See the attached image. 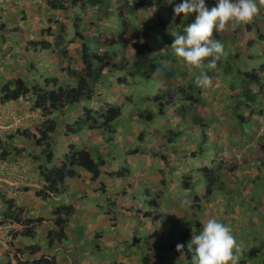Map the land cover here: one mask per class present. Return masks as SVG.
<instances>
[{
  "label": "rangeland",
  "instance_id": "1",
  "mask_svg": "<svg viewBox=\"0 0 264 264\" xmlns=\"http://www.w3.org/2000/svg\"><path fill=\"white\" fill-rule=\"evenodd\" d=\"M12 1L14 3L0 0V84L2 85L16 78H23L29 81L32 87L36 82L42 84L49 76L56 77L57 81L62 83L69 82L66 74L60 72L56 53L63 48V45L56 43L57 26L51 23L53 19L66 22L68 29L66 41H70L73 37L72 24L75 15L85 19L80 29L84 35L88 33L90 25H93L92 33L95 36L97 28L106 27L107 30L102 33V37L106 38H109L115 29L110 24L113 23L116 14L114 6L111 7L113 15L108 19H99V16L92 14L90 9L69 13L50 12L46 4H42L43 0H31L35 3L29 0ZM211 1L207 2L217 6V0ZM35 6L38 8V14L33 10ZM137 15L139 23H143V20L148 18L146 13ZM165 20L171 21L172 16H165ZM48 28H51L52 33L47 32ZM135 36H138L136 32ZM232 36L233 34L227 33L228 43L230 40L234 41L231 39ZM32 41H45L46 44L51 45V48L43 50L37 45L34 49L28 45ZM65 47L68 56L74 59L72 62L74 67H81L76 54L79 46L68 42ZM257 47L258 43L252 47L253 53ZM231 49L233 53V47ZM162 51L165 53L167 49L164 47ZM171 51L175 58L171 56L170 58L180 62L181 58L176 57L174 50ZM263 60L264 58L261 57L254 58L249 66L258 68ZM172 64L166 63L165 67L172 68ZM177 66L175 65L176 68ZM191 71L186 67L181 73L175 74L173 82L168 84L176 87L186 83L192 76ZM182 73H185V77ZM121 75L118 71H114L112 75H108L107 71L103 72L100 81L91 85L94 91L92 100L68 110L72 118H78L85 106L92 110L106 103L122 106L121 116L112 124L117 135H114L112 143H108L109 158L105 156L107 164L101 169L102 173L98 179L91 181L88 174L80 172L78 178L66 180V193L43 200L36 196V192L43 186L36 167L29 160H23V148L31 150V144L27 139L16 136L11 145L20 150L21 154L15 156L10 163L0 162L1 194H6V198L15 199L16 205L24 206L27 209L25 215L29 213L33 218L44 219L38 230L41 245L46 231L54 229L51 223L53 208L61 203H67L75 211L69 228H66L69 237L62 242L63 244L59 243L52 249H42L40 254L55 253L56 264H106V257L94 258L91 255V251L95 254L98 250L102 255L106 252V256L111 255L107 257V263L110 264H118V256L124 258L123 264H142L141 258L145 256L149 259V264H190L191 254L187 251V245L192 235H198L202 231L206 217L213 216L232 229V235L240 248L238 264L252 249L259 251L249 261L246 259L247 262L244 264H264V148H260V145L257 147V141L264 134V115L250 116L249 111L241 109L240 113L244 114L243 117L258 128L250 130L248 122L237 123L239 119L231 108L235 92L216 76L212 78L214 87L211 89L201 87L204 105L197 109L201 117L199 125L192 127L190 123L184 124L174 115V109L170 108L165 119L162 120L157 116L153 124L146 127L145 132V125L140 126L135 113L143 108L149 111L153 109V104L147 99L162 93L160 89L162 82L143 75L136 78L133 84L129 79L121 82L124 84H117L116 79ZM163 75L167 77L164 71L159 77ZM29 100L30 97L27 96L15 102L0 103L2 141L11 137L16 130L28 131L41 124V114L31 110ZM257 105L264 110V102ZM59 120L64 124L67 118H59ZM188 127L193 130H188ZM178 129L183 131V136L169 143L167 133ZM241 129H244L242 135L237 132ZM140 132L144 135L138 136ZM201 134H204L203 141L198 138ZM70 143L87 146L86 148L95 158V152L101 144V135L97 131H83L80 135L68 136L61 133L54 149L60 154ZM134 149H137V152L132 154ZM158 157L167 159L162 168L158 166ZM213 163L222 164V190L225 189L224 191L229 194V198L225 196V202L222 203L219 211L216 203L214 205L213 202L206 201L208 199L205 197L206 181L199 171L201 166L210 168ZM123 169L128 170L126 176L122 179L114 178V175ZM254 173L260 176H255ZM230 175L234 179H231ZM229 180L236 187L237 191H234V194L230 193L232 190L230 186H224L229 184ZM254 189L261 191L257 195L258 198L253 193ZM158 193L161 197L157 199L159 206L155 210L147 205ZM213 193L216 196L218 191H213L211 195ZM234 196L239 197V201H234L232 204ZM249 197L254 209L247 204ZM113 202L115 207L111 209L117 216L115 222L105 210L109 206L107 204ZM214 202L219 203V199H214ZM227 202L230 206L236 205L237 212H241L239 213L241 218H237L239 220H230L232 226L227 223L232 215L225 213L232 212L233 209L227 207L222 209ZM244 202L250 205L246 207L247 209H242ZM1 208L0 204V210ZM149 211H156L152 215V218L156 216L155 222L151 217L142 219L143 214ZM140 224L143 225V231L139 228ZM11 228L2 222L0 215L1 264L6 263V256L12 255L16 248L27 245L20 236L12 239L8 245L7 234ZM147 230L152 231L150 235L146 233ZM92 243L101 247L97 250L96 247H92ZM177 244L185 245L184 258H181V253L177 252ZM106 248H109L108 251ZM125 255H128V260L125 259Z\"/></svg>",
  "mask_w": 264,
  "mask_h": 264
},
{
  "label": "trees",
  "instance_id": "2",
  "mask_svg": "<svg viewBox=\"0 0 264 264\" xmlns=\"http://www.w3.org/2000/svg\"><path fill=\"white\" fill-rule=\"evenodd\" d=\"M181 2L182 0L45 1L50 11L69 13L90 9L92 14L95 13L99 16V19H108L113 15L111 7L114 6L116 14L113 18V23H110L115 29L109 38L102 37V33L107 30L106 27L97 28L96 36L92 33L93 25H90L86 35L81 33V24L85 19L75 15L72 24L73 37L70 41H66L65 36L68 30L66 22L55 21L54 19L51 21L57 26V31H55L57 35L56 43L63 45V48L56 53L60 72L66 74L69 82L62 83L57 81L56 77L49 76L44 79L42 84L36 82L32 87H30L31 83L23 78H16L3 85L0 84L1 104L11 101L15 102L19 98L29 96L31 110L38 111L41 114L42 122L38 126L32 127L28 131L19 132V130H16L11 137L7 138V141H2L0 138V161L2 162L13 161L15 156L21 154L20 150L15 149L11 145L12 140L16 136L27 139L31 144V150L28 151L26 156L32 160L38 177L43 182L42 189L36 192L38 198L46 200L66 193V180L78 178L81 174L80 172L88 174L91 181H95L100 177L101 169L106 167V159L109 158L108 143H112L114 135H117V131L112 124L121 116L122 106L106 103L94 110L85 106L82 108L81 115L78 118H72L68 113L69 108H75L80 103L92 100L94 91L91 85L97 84L105 71H107L108 75L114 74V71L122 74L116 79L117 84H124L121 82L125 79H129L133 84L136 78L143 75L153 77L162 82V86H160L162 93H157L150 97L151 99H147L148 102L151 101L153 104V109L149 111L143 108L137 112L135 111L140 126L145 125V132L149 125L153 124L157 116L162 120L165 119L170 108L174 109V115L180 118L184 124L199 125L201 117L197 113V109L203 106L204 102L201 97V87L196 85L195 77L200 70L193 69L191 71L192 76L184 84L176 87L173 84H168L173 82L175 74L181 73L183 69H186V65L181 61L170 58V56L175 58L171 49L162 53V48L171 47L174 33L184 34V28L195 21V13L190 14L188 17H184L183 14L173 17V8ZM208 8L211 10L213 6ZM139 13L148 15L147 20L144 19L143 23H139L137 15ZM165 16H172V20L166 21ZM245 28H247L245 31H249L251 27L245 25ZM47 32L52 33L51 28H48ZM135 32L138 36H135ZM261 37L264 38V35H261ZM143 38L146 40L144 41ZM213 39L223 44L226 56H222L220 61L217 62L215 69L206 71L211 78L214 76L220 77V80L231 91L235 92L232 97L231 108L234 115L239 119L238 123L248 122V119L244 118L240 113L243 108L247 109L250 115H263L264 110L257 104L264 102V63H261L255 69L250 66L248 68L245 64L252 58V55L248 54L245 56L241 52L243 46H245V49H252L253 42L246 41V44L235 38L237 45L230 46L224 36L217 31H214ZM68 42L79 46L76 54L79 57L81 67L75 68L72 63L74 59L68 56V51L65 47ZM28 45H31L34 49H36L37 45H40L43 50L51 48V45L46 44L45 41H32ZM231 47H233V53L231 52ZM66 61L67 65H65ZM166 63H173L172 68H166ZM175 65H178V68ZM163 71L167 77H164L165 75L159 77L163 74ZM182 74L185 77V73ZM57 115L58 117H55ZM59 118H67V120L62 124ZM188 130H192L191 127H188ZM83 131H97L101 135V144L97 152H95V158L86 148L87 146H76L72 143L62 153L57 154L54 147L57 146L56 140L61 133L64 136L70 134L80 135ZM140 135L143 136L144 133L140 132L138 136ZM167 135H169L168 142L173 143L176 138L183 136V131L178 129L168 132ZM23 150V152H26L24 148ZM136 152L137 149L132 150V154ZM166 162L167 159L158 157V166L160 168ZM221 169V163H213L210 168L206 166L200 167L199 171L206 181V198L213 191L222 188L221 178L223 175L221 174ZM127 173L128 170L123 169L116 173L114 178L120 177L122 179ZM160 197L161 194H158L155 199L149 202L155 210L159 206L157 199H160ZM195 200L197 203L199 202L197 197H195ZM0 201L4 203L0 212L2 222L22 226L21 231H17L12 239L20 236L28 242L27 245L16 248L12 255L8 254L6 256L7 264L12 262L15 264H56L54 255L50 256L46 253L40 255V252L44 248L48 250L54 248L67 238L65 229L75 213L73 207L67 203H61L53 208L51 223L54 229L46 232L44 242L41 245L39 243L38 230L42 226L44 219L33 218L29 213L25 215L27 209L15 205L14 199H6L4 195H1ZM110 204H107L109 206L105 210L115 222L117 216L111 209L115 207V202ZM153 213H156V211L146 212L143 214L144 219L152 218ZM152 219L153 222L157 220L156 216ZM258 251V249H252L249 254H245L244 259L240 260V264L247 262L245 260H249ZM242 256H244V253Z\"/></svg>",
  "mask_w": 264,
  "mask_h": 264
},
{
  "label": "clouds",
  "instance_id": "3",
  "mask_svg": "<svg viewBox=\"0 0 264 264\" xmlns=\"http://www.w3.org/2000/svg\"><path fill=\"white\" fill-rule=\"evenodd\" d=\"M207 1L212 2L211 0H205V1L182 0L181 3L177 4L173 8V12L175 16H180L181 14H183L184 17H188L192 13H195L196 16H195V21L184 28V34H179V33L173 34L174 40L173 43L171 44V47L170 48L165 47V48L167 49V51L168 49L174 50V54L176 55V57L181 58V62L184 63L186 67H188L189 71L193 69L200 70L199 74L195 77V83L198 87H202L204 89H211L212 87H214L213 80L207 74L206 70L215 69L217 66V62L220 61L222 56H226V53L224 52L223 44L220 41L213 39L214 31H217L219 34L224 35V38L226 39L227 31L225 30L227 29V27L240 25L241 29L235 28L231 39L234 40L235 38H237L238 40L246 44H247L246 41H252L253 46L256 45V43H260L258 44V47L256 48L254 53L252 52L251 49H245V46L242 47L241 52H243L245 56L248 54L252 55V58L248 62H250L254 58L263 57L262 55L264 54V47H263L264 38L261 37L262 35L260 34L261 32L258 30V28H255L254 29L256 31L255 39H253L252 38L253 36L251 37L253 32L249 34L250 33L249 31H251V29L255 26L254 23L251 22L254 20L255 16L259 14L260 12L259 5H264V0H259V3H257V0H217V6L208 3ZM209 6H213V8L209 10L208 8ZM245 25L251 27L249 28V31H245L247 30V28H245ZM229 44L230 46L237 45L235 43V40L234 41L230 40ZM243 109L247 110L245 108ZM252 115L262 116L258 114H252ZM236 122L238 123L239 121L237 120ZM250 124L251 123L248 121L247 124L248 127L250 126ZM2 134L4 135L5 132H3ZM28 151L29 150H26L27 153ZM26 152H24L23 160L24 161L29 160L30 162H32V160H30L26 156L27 155ZM5 163H10V161L9 162L5 161ZM259 191L260 190L256 191L258 192L257 194L261 192ZM1 195L5 196L6 194H1L0 192V196ZM6 199H13V198H6ZM0 204L2 206L4 205V203H2L1 201ZM14 204H15V199H14ZM147 206H151V205L149 204ZM142 219H144V217H142ZM4 224H7L12 227L7 234V238H9L8 245H10L13 235H15L17 231H21L22 226L11 224L8 222H4ZM67 228H69V225ZM48 230H52V229H48ZM65 233H66V229H65ZM66 235L68 238L69 235L67 233ZM62 246L63 245H61V247ZM92 247L93 248L96 247L98 250V248H100L101 245L92 243ZM184 247L185 245L183 244L176 245V250L177 252L181 253V258H184L185 255L183 252ZM108 249L109 248H106V251H108ZM239 250L240 248L237 243V240L232 235V229L229 226L222 224L215 218L207 219L203 225L202 231L198 235L195 236L192 235V238L187 245V251L188 253L191 254L190 264H238ZM106 253L105 255H102L98 250L95 254H92L91 251V255L94 258L95 256H98L100 258L106 257L105 263L110 264L107 263V257L111 255L106 256ZM54 254L55 253L51 255ZM127 256L128 255H125V257ZM143 258H145L146 260L145 259L143 260ZM143 258H141L142 264L144 263L149 264V259L146 256ZM123 259L122 257L118 256L117 259L118 264H123ZM1 263L2 262L0 261V264ZM5 264H7V258ZM11 264H15V263L12 262Z\"/></svg>",
  "mask_w": 264,
  "mask_h": 264
},
{
  "label": "crops",
  "instance_id": "4",
  "mask_svg": "<svg viewBox=\"0 0 264 264\" xmlns=\"http://www.w3.org/2000/svg\"><path fill=\"white\" fill-rule=\"evenodd\" d=\"M9 1H11V2H13L14 3V1H12V0H9ZM30 2H32V3H35L34 1H31V0H29ZM40 1V0H39ZM11 2H8V3H11ZM5 3H6V1H5ZM257 3H259V0H257ZM42 4L43 5H45V0H43V2H42ZM259 7H260V12H259V14L258 15H256L255 16V18H254V20L251 22V23H254V27L251 29V31H249L248 33L249 34H251V32H253V34L251 35V37L253 38V39H255V28H258V30L261 32L260 34H262V35H264V5H259ZM33 10H34V12L35 13H37L38 14V8H37V6H35V7H33ZM50 11V10H49ZM51 12V11H50ZM52 12H54V11H52ZM253 25V24H252ZM241 29V27H240V25L238 26V25H236V26H229V27H227V29L225 30V31H227V33H229V34H233L234 33V29ZM231 29V30H230ZM224 31V32H225ZM229 31V32H228ZM224 32H222V33H224ZM225 34V33H224ZM258 44H260V43H258ZM263 47H264V45H263ZM263 57H261V58H264V54L262 55ZM261 63H264V60H263V62H261ZM260 63V64H261ZM245 66L246 67H248V68H250L249 67V64H245ZM232 113V112H231ZM235 121V120H234ZM193 127V126H192ZM234 128V127H233ZM250 130H252V129H257L258 128V126L257 125H255L254 123H251L250 124V126L248 127ZM204 129V128H203ZM235 129V128H234ZM193 130V129H192ZM236 130V129H235ZM243 130L244 129H242V130H239V131H237L238 133H240V135H242V133H243ZM202 135H204V134H201L200 135V137H198L200 140L201 139H203L204 140V138L202 137ZM197 139V138H196ZM202 140V141H203ZM258 145H260L259 147L260 148H264V134L259 138V140L257 141V147H258ZM257 152V151H256ZM28 161V160H27ZM30 162V161H29ZM194 171H196L197 169H193ZM255 174V173H254ZM252 175H249V177H251ZM255 176H260L258 173H256L255 174ZM230 177H231V175H230ZM254 177V176H253ZM231 179H234L233 177H231ZM224 186L226 187V186H230V188L232 189L231 191H230V193L231 194H234L235 192L234 191H237V190H235L236 189V187H235V185H232V181L231 180H229V184H224ZM224 187V188H225ZM225 189H223L222 190V188H218L217 189V191H218V193H217V195L215 196V194L213 193L211 196H209V197H207L208 199L206 200V201H209V202H213V204L215 205V203H216V205H218V211L221 209V206H222V203H224L225 202V196H227L228 198H229V194L228 193H226L225 191H224ZM253 190V189H252ZM253 193H254V195H255V197L256 198H258V192H256L255 190L253 191ZM159 194V193H158ZM157 194V195H158ZM228 194V195H227ZM214 199H219V203H217V202H214ZM234 201H239V197H235L234 196V199H233V201H232V204H234ZM251 203H252V200H251V197H249L248 198V202H247V204H250L251 205ZM103 205V204H102ZM250 205H246V203L244 202L243 203V205H242V209H247L246 207H249ZM238 207H239V205H237ZM225 207H227V208H229V209H233L232 210V212H226L225 213V215L226 214H228V215H232V218H230L228 221H227V223H229L231 226H232V222L230 221V220H239L240 218H241V216L239 215V213H241V212H237V208H236V205H229V203L227 202L226 203V205H223V208L222 209H224ZM251 208H253L254 209V206H252L251 205ZM238 213V214H237ZM222 214V213H221ZM221 214H219V216L221 215ZM224 214V213H223ZM235 216H234V215ZM225 215H223V216H225ZM187 218V217H186ZM209 218H215V217H213V216H209V217H206V220L207 219H209ZM237 218H239V219H237ZM225 219H227V217L225 218ZM206 220L204 221V222H206ZM142 222V221H141ZM140 222V223H141ZM239 223H241V221L239 222ZM238 223V224H239ZM236 225V224H235ZM140 227V230H144V228H142L143 227V225L142 224H140L139 225ZM145 232V231H144ZM149 232V233H148ZM152 231L151 230H147L146 231V233L148 234V235H150V233H151ZM135 233V231L133 232V234ZM125 259L126 260H128V258L127 257H125Z\"/></svg>",
  "mask_w": 264,
  "mask_h": 264
}]
</instances>
